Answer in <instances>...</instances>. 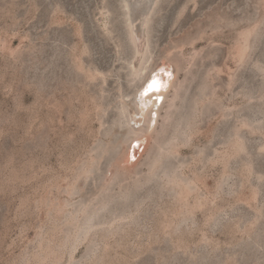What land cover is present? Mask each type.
Here are the masks:
<instances>
[{"label": "rangeland", "instance_id": "rangeland-1", "mask_svg": "<svg viewBox=\"0 0 264 264\" xmlns=\"http://www.w3.org/2000/svg\"><path fill=\"white\" fill-rule=\"evenodd\" d=\"M0 264H264V0H0Z\"/></svg>", "mask_w": 264, "mask_h": 264}, {"label": "bare ground", "instance_id": "bare-ground-1", "mask_svg": "<svg viewBox=\"0 0 264 264\" xmlns=\"http://www.w3.org/2000/svg\"><path fill=\"white\" fill-rule=\"evenodd\" d=\"M137 35V34H136ZM135 57L134 60L132 61L131 64V69H135L138 65V63L140 62V58L143 52L145 45V37L144 35H140L136 37L135 40ZM163 69V67H162ZM158 70V69H157ZM168 70V69H167ZM166 70V72H167ZM160 71V70H159ZM157 71V72H159ZM163 71V70H162ZM169 71V70H168ZM170 74V71H169ZM169 74H161V72L159 73H154L153 75L150 76L142 85L141 87L138 89L137 93H136V97H135V103H136V107L138 108V113L143 114L148 108H152L151 111H155L162 103V96L163 93L165 92L170 79V75ZM152 85V88H149V86ZM134 106V105H133ZM135 107V108H136ZM150 108V109H151ZM132 111V109L130 110ZM134 111V110H133ZM149 111V110H148ZM150 111V112H151ZM129 112V111H128ZM137 112L135 114H137ZM148 113V112H147ZM157 113V112H156ZM132 115V117L136 118V116H134V114H130ZM143 116V115H142ZM154 117H155V113L153 112L151 114V118L150 121L151 123L154 121ZM140 118V117H139ZM145 118V117H144ZM143 119V118H142ZM139 122V121H138ZM151 125V124H150ZM144 136V135H143ZM142 136V137H143ZM141 137V138H142ZM146 137V136H145ZM138 138H136L137 140ZM135 140V139H134ZM133 150V148H132ZM133 152V151H132ZM133 154V153H132ZM130 154V156L132 155ZM135 154V153H134ZM129 155V154H128ZM136 155V154H135ZM128 158V157H127ZM130 158H128V161ZM134 159V158H133ZM127 161V159H126Z\"/></svg>", "mask_w": 264, "mask_h": 264}, {"label": "snow or ice", "instance_id": "snow-or-ice-1", "mask_svg": "<svg viewBox=\"0 0 264 264\" xmlns=\"http://www.w3.org/2000/svg\"><path fill=\"white\" fill-rule=\"evenodd\" d=\"M149 88H152V85H150Z\"/></svg>", "mask_w": 264, "mask_h": 264}]
</instances>
